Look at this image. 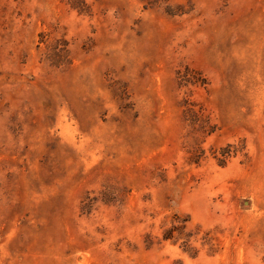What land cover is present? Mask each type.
<instances>
[{
  "label": "rangeland",
  "instance_id": "obj_1",
  "mask_svg": "<svg viewBox=\"0 0 264 264\" xmlns=\"http://www.w3.org/2000/svg\"><path fill=\"white\" fill-rule=\"evenodd\" d=\"M86 4L0 0V264H264V0Z\"/></svg>",
  "mask_w": 264,
  "mask_h": 264
},
{
  "label": "trees",
  "instance_id": "obj_2",
  "mask_svg": "<svg viewBox=\"0 0 264 264\" xmlns=\"http://www.w3.org/2000/svg\"><path fill=\"white\" fill-rule=\"evenodd\" d=\"M149 3H160V2H167L169 0H146ZM70 6L73 9H76L79 13H87L89 11V6L86 4V0H68ZM169 9V7H168ZM170 15H178V13L167 11ZM180 14H184V11H180ZM173 238V230H169L165 235H164V240H170Z\"/></svg>",
  "mask_w": 264,
  "mask_h": 264
}]
</instances>
